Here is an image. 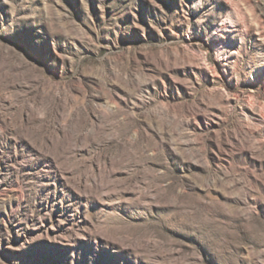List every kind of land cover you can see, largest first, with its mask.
<instances>
[{
  "label": "rangeland",
  "instance_id": "rangeland-1",
  "mask_svg": "<svg viewBox=\"0 0 264 264\" xmlns=\"http://www.w3.org/2000/svg\"><path fill=\"white\" fill-rule=\"evenodd\" d=\"M0 264H264V0H0Z\"/></svg>",
  "mask_w": 264,
  "mask_h": 264
}]
</instances>
